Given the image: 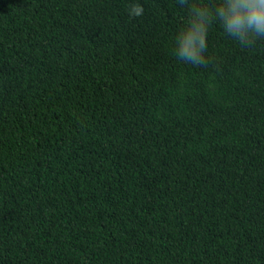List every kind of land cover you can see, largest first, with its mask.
Wrapping results in <instances>:
<instances>
[{"label": "trees", "instance_id": "1", "mask_svg": "<svg viewBox=\"0 0 264 264\" xmlns=\"http://www.w3.org/2000/svg\"><path fill=\"white\" fill-rule=\"evenodd\" d=\"M131 2L0 0V264H264V40Z\"/></svg>", "mask_w": 264, "mask_h": 264}, {"label": "clouds", "instance_id": "2", "mask_svg": "<svg viewBox=\"0 0 264 264\" xmlns=\"http://www.w3.org/2000/svg\"><path fill=\"white\" fill-rule=\"evenodd\" d=\"M178 3L188 9L174 40V55L183 63L198 67L208 64V33L214 21L245 48L264 40V0H216L211 7L196 0H178ZM127 11L130 18H138L144 8L134 0L127 5Z\"/></svg>", "mask_w": 264, "mask_h": 264}]
</instances>
